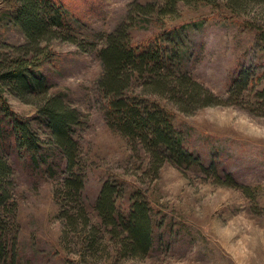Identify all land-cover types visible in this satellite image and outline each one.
<instances>
[{"label": "rangeland", "instance_id": "rangeland-1", "mask_svg": "<svg viewBox=\"0 0 264 264\" xmlns=\"http://www.w3.org/2000/svg\"><path fill=\"white\" fill-rule=\"evenodd\" d=\"M61 1L77 43L53 38L23 58L46 77L51 94L79 113L74 138L85 177L76 206L61 197L62 165L51 176L12 149L4 152L13 170L19 264H264V6L237 14L223 2H180L175 14L164 15L158 13L163 0ZM135 4L154 11L136 12ZM12 8L10 0H0V59L15 57V48L26 43L10 22ZM125 21L134 46L159 38L168 49L171 42L179 47L183 70L220 101L182 112L169 95H143L171 113L183 145L202 166L157 167L107 125L98 86L103 68L94 48L103 44L100 35ZM131 88L146 93L139 79ZM7 99L15 113L36 120L35 105ZM35 129L47 139L43 127ZM106 180L117 185L120 210L135 199L149 208L154 235L146 254L125 252L120 230L97 216ZM67 215H74L73 224Z\"/></svg>", "mask_w": 264, "mask_h": 264}, {"label": "trees", "instance_id": "trees-1", "mask_svg": "<svg viewBox=\"0 0 264 264\" xmlns=\"http://www.w3.org/2000/svg\"><path fill=\"white\" fill-rule=\"evenodd\" d=\"M10 1L13 5L10 22L21 31L26 43L15 48V57L0 59V264H19L13 170L4 152L12 149L33 169L51 176L55 167L62 165L61 197L76 206L80 203L85 177L79 146L74 138L75 129L81 124L79 113L66 105L60 96L51 94L46 77L35 70L36 65L30 60L23 58L31 51L39 52L35 49L41 50V43L53 38L77 43V36L71 31L73 18L61 0ZM180 2L211 5L223 2L229 12L237 14H244L249 7L264 6V0H163L158 13L175 14ZM134 10L147 15L154 11V7L135 4ZM129 28L125 21L114 31L100 35L103 44L94 48L103 68L98 86L106 99L104 116L107 125L129 140L134 148L144 149L151 164L154 162L157 167L164 162L177 166H202L183 145L180 132L172 124L171 113L143 95H169L182 112H190L189 106L195 110L220 101L183 70L179 47L171 42L172 49H168L159 38L146 45L134 46L130 42ZM259 40L264 42V31L259 34ZM138 79L146 93L141 90L137 95L132 90L131 86ZM8 95L35 105L36 120L15 113L9 105ZM36 125L47 131L46 140L40 137ZM117 189L115 183L106 180L94 209L107 228L114 232L120 230L125 252L142 256L153 244L154 225L150 210L138 199L131 200L125 211L120 210L116 205ZM68 208L65 206V210ZM83 211L81 208L80 212L84 214ZM68 215L66 218L73 224L74 215ZM90 243L91 247L96 246L93 234Z\"/></svg>", "mask_w": 264, "mask_h": 264}]
</instances>
